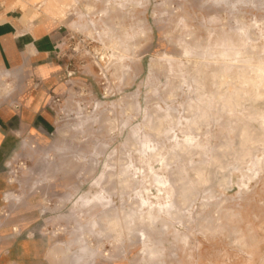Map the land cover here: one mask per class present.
I'll use <instances>...</instances> for the list:
<instances>
[{"label":"rangeland","instance_id":"obj_1","mask_svg":"<svg viewBox=\"0 0 264 264\" xmlns=\"http://www.w3.org/2000/svg\"><path fill=\"white\" fill-rule=\"evenodd\" d=\"M25 2L57 35L0 131V264H264V0Z\"/></svg>","mask_w":264,"mask_h":264},{"label":"crops","instance_id":"obj_2","mask_svg":"<svg viewBox=\"0 0 264 264\" xmlns=\"http://www.w3.org/2000/svg\"><path fill=\"white\" fill-rule=\"evenodd\" d=\"M23 3L0 0V97L22 104L17 113L7 100L0 102V131L20 132L22 126H30L27 110L35 98L31 84L42 82V67L49 64L55 50L56 29L42 21L38 9H25Z\"/></svg>","mask_w":264,"mask_h":264},{"label":"bare ground","instance_id":"obj_3","mask_svg":"<svg viewBox=\"0 0 264 264\" xmlns=\"http://www.w3.org/2000/svg\"><path fill=\"white\" fill-rule=\"evenodd\" d=\"M242 110V109H241ZM262 117H264V115H262ZM262 119H264V118H262ZM151 256V255H150ZM154 256V255H153ZM151 258V257H150ZM155 259V258H154Z\"/></svg>","mask_w":264,"mask_h":264}]
</instances>
